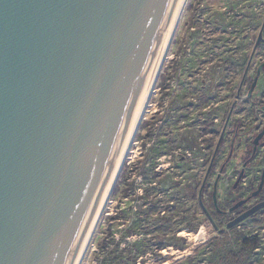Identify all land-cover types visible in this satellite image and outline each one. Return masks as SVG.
<instances>
[{
	"label": "water",
	"instance_id": "water-1",
	"mask_svg": "<svg viewBox=\"0 0 264 264\" xmlns=\"http://www.w3.org/2000/svg\"><path fill=\"white\" fill-rule=\"evenodd\" d=\"M181 3L0 0V264L76 263Z\"/></svg>",
	"mask_w": 264,
	"mask_h": 264
},
{
	"label": "rangeland",
	"instance_id": "rangeland-1",
	"mask_svg": "<svg viewBox=\"0 0 264 264\" xmlns=\"http://www.w3.org/2000/svg\"><path fill=\"white\" fill-rule=\"evenodd\" d=\"M209 1L188 0L146 114L125 158L116 183L119 184L117 192L114 197L113 194L109 197L81 264H103L112 250V237L119 243L120 250L126 252V259H135L134 264H264V224L261 218L248 219L232 229L227 228L228 222L222 223L215 218L223 228L218 232L209 215H201L196 208L195 195H198L202 180L205 183L213 152L210 148L213 137L209 134L212 129L206 131L204 124L212 121L211 114L216 113L221 134L229 107L237 104L239 112L244 110L242 98L236 95L238 78L234 85L226 86L218 102H212L215 94H221L217 92V85L223 83V79L216 80L213 76L215 69L211 64V55L217 48L215 41L218 34L210 17L207 29L211 31L206 35L204 50L199 48L204 58L199 61V76L193 77V81H187V75L180 77V69L186 67L185 62H189L190 59L186 60L190 52H196L199 20L203 18L201 15L207 5L212 4ZM190 82H194L193 86L189 85ZM232 88L234 92H231ZM181 113L182 123L173 125L174 118ZM201 125L202 128H199ZM202 136L203 140H198ZM182 156L187 157L184 172H181L179 162ZM215 179L213 176L210 186L209 182L206 184L204 194V202L211 213L214 212L211 198ZM233 183L232 176H223L218 197L224 201L235 199L230 195ZM221 204L223 201L219 200L217 207ZM220 208L223 209V206ZM117 212L119 217L114 221L111 218H116ZM190 226H198L197 232L204 227L206 240L196 244L186 236L182 237V233L190 234ZM132 231L135 235L128 237L127 234ZM107 232L111 234L109 237H106ZM182 238L186 241H181ZM254 238L258 242L255 249L244 246L245 241ZM104 240L108 244L106 248L104 246L106 251H99L97 244H104ZM134 244L136 252L129 255ZM173 245L186 246L187 252L170 247Z\"/></svg>",
	"mask_w": 264,
	"mask_h": 264
},
{
	"label": "flooded vegetation",
	"instance_id": "flooded-vegetation-1",
	"mask_svg": "<svg viewBox=\"0 0 264 264\" xmlns=\"http://www.w3.org/2000/svg\"><path fill=\"white\" fill-rule=\"evenodd\" d=\"M209 2L212 4H206L207 8L203 14L201 13L203 18L199 20L200 31L196 34V52H190L186 61L190 60L184 63L186 67H181L180 77L182 74L183 77L187 75V81L189 79L193 81V77L199 76V61L204 59L200 51L204 50L203 47L208 38L206 35L211 31L207 29L210 26V17L218 34L215 41L217 48L211 55L213 60L211 64L215 69L213 76L216 80L223 79V83L217 85L219 89L217 92L220 91L221 94H215L212 102H218L226 86L231 87L238 78L236 95L242 98L244 106L243 112H239L240 107L237 108V104L229 107L221 134L218 131L219 118L216 113L211 114L212 121L204 124L207 127L206 131L212 129L209 134L213 137L210 142L213 152L205 175V183L202 180L198 191V200L204 187L207 191L206 184L209 182L210 186V180L213 176L216 177L211 198L214 212L211 213L209 208L208 210L212 214H209V217L214 228L219 232L223 228H220L215 218L222 223L228 222V226L240 216L259 205H264V0H211ZM220 26H222L221 29ZM193 84L194 82H190L189 85L193 86ZM231 92H234L233 88ZM180 116L183 120L182 113ZM199 128H202V125ZM198 140L202 141L203 136ZM200 146L202 147L203 144ZM179 162L181 172H184L187 168V157L182 156ZM227 175L232 176L234 180L230 195L235 199L224 201L218 197V192L223 176ZM215 191L217 203L219 200L223 201L221 204L223 209L220 208L222 206L218 209L215 206ZM243 202L245 203L239 206ZM254 218H261L264 224V208L248 219Z\"/></svg>",
	"mask_w": 264,
	"mask_h": 264
},
{
	"label": "bare ground",
	"instance_id": "bare-ground-1",
	"mask_svg": "<svg viewBox=\"0 0 264 264\" xmlns=\"http://www.w3.org/2000/svg\"><path fill=\"white\" fill-rule=\"evenodd\" d=\"M188 3V0H182V3H181V6L179 7L178 11H177V14H176V17H175V20H174V23L171 27V30H170V33H169V36L164 44V48H163V52H162V55L160 57V60H159V63L154 71V74L152 76V79L148 85V88L146 90V93H145V96H144V99L141 103V106L138 110V113L136 115V118L134 120V123H133V126H132V129L130 131V134H129V137L127 139V142H126V145L124 147V150L122 151L121 155H120V158L116 164V167L114 169V172H113V175H112V178L110 180V184L107 188V192L105 194V197L102 201V204L96 214V218L94 219L92 225H91V228H90V231H89V234L86 238V241L83 245V248L78 256V259L76 261L75 264H81L83 259H84V256L86 254V250L88 249V246L90 245L91 241H92V238L94 236V232L96 231V227L98 226V222L100 220V217L101 215L103 214V211H104V208L106 206V203L108 202V198L110 197L111 193L113 192L112 190L115 188L116 186V183L118 181V177H120V173H121V170L123 168V165H124V161H125V158L130 150V147L133 143V140L136 136V133L140 127V124L146 114V111H147V108L149 106V100H150V97L152 95V92L155 88V85H156V82H157V79H158V76H159V73H160V70L162 68V65H163V62H164V59H165V56H166V53L172 43V40L175 36V33L177 31V28H178V25L180 24V21H181V18H182V15L184 13V10L186 8V5ZM182 237L186 236L190 241L196 243V244H199L201 241H205V237L207 235L206 233V229L204 227H202L199 232L197 233H190V234H185V233H182L181 234ZM198 246V245H197ZM172 254L176 255L177 252L176 251H171ZM187 252V251H186ZM166 255L168 254L167 251L164 252ZM180 253V252H179ZM181 254V253H180ZM179 254V255H180ZM183 254V253H182ZM167 264V263H166Z\"/></svg>",
	"mask_w": 264,
	"mask_h": 264
},
{
	"label": "trees",
	"instance_id": "trees-1",
	"mask_svg": "<svg viewBox=\"0 0 264 264\" xmlns=\"http://www.w3.org/2000/svg\"><path fill=\"white\" fill-rule=\"evenodd\" d=\"M176 74L178 73V71H176L175 72ZM179 118V119H178ZM177 120H179V121H177ZM181 121H182V117L181 116H179V117H176V120H175V123L173 124V125H175V126H178V125H180V123H181ZM118 186H119V184H117L116 186H115V188L113 189V197H114V195L116 194V192H117V189H118ZM205 190H206V188L204 187L203 188V190H202V193H201V195H200V201L198 200V195H197V193H196V195H195V200H196V202H197V210L199 211V213H201V215H205V216H208L209 214H211L210 212H209V210H208V207H207V204L204 202V194H205ZM192 194H193V192H192ZM158 208V207H157ZM152 209V211H154L155 210V206L153 207V208H151ZM212 215V214H211ZM116 218H111L112 220H114V221H116L117 220V217H119V213L117 212V214H116V216H115ZM196 227V228H195ZM193 226V227H189L188 228V231L191 233V232H194V233H197V227L198 226ZM111 234L109 233V232H107V236L106 237H109ZM127 235H129L128 237H132V236H134L135 234H134V231H132L131 233H128ZM94 237V236H93ZM112 250H111V252L109 253V255H108V257H107V259H106V261L103 263V264H134V262H135V259H130V260H128V259H126V257H125V255H126V252L124 251V250H120V245H119V243H117L116 242V240L112 237ZM181 241H183V242H185L186 240L184 239V238H182V240ZM253 241V242H252ZM256 241V242H255ZM245 244H244V246L245 247H250V248H253V249H255L257 246H258V242H257V240H256V238H254V240H247V241H245L244 242ZM107 242H106V240H104V244H97V246H98V248H99V251H101V250H104V251H106L105 249H104V246H105V248L107 247ZM136 244H134L133 245V250L131 249V252H129V255H132L133 254V252H136ZM170 247H173L175 250H177V251H181V252H184V251H186L187 250V247L186 246H178V245H173V246H170ZM96 253H98V252H96ZM162 264H165V263H162Z\"/></svg>",
	"mask_w": 264,
	"mask_h": 264
}]
</instances>
